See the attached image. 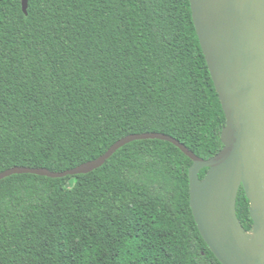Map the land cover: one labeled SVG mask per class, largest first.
I'll return each mask as SVG.
<instances>
[{
  "label": "trees",
  "instance_id": "1",
  "mask_svg": "<svg viewBox=\"0 0 264 264\" xmlns=\"http://www.w3.org/2000/svg\"><path fill=\"white\" fill-rule=\"evenodd\" d=\"M224 125L189 0H28L27 14L0 0V173L63 172L151 132L209 159ZM191 164L148 139L87 174L2 179L0 264H221L192 216ZM235 210L249 231L242 186Z\"/></svg>",
  "mask_w": 264,
  "mask_h": 264
},
{
  "label": "water",
  "instance_id": "2",
  "mask_svg": "<svg viewBox=\"0 0 264 264\" xmlns=\"http://www.w3.org/2000/svg\"><path fill=\"white\" fill-rule=\"evenodd\" d=\"M192 21L225 116L222 149L202 159L161 133L128 135L99 158L63 172L13 167L16 174L63 178L99 168L117 149L138 140L176 146L192 164L188 169L189 205L200 236L221 264H264V0H189ZM28 0H22L27 14ZM207 169L203 180L199 172ZM242 186L252 227L236 216ZM252 234V237L249 236Z\"/></svg>",
  "mask_w": 264,
  "mask_h": 264
},
{
  "label": "rangeland",
  "instance_id": "3",
  "mask_svg": "<svg viewBox=\"0 0 264 264\" xmlns=\"http://www.w3.org/2000/svg\"><path fill=\"white\" fill-rule=\"evenodd\" d=\"M249 236H250V237H252V234H251V233H249Z\"/></svg>",
  "mask_w": 264,
  "mask_h": 264
}]
</instances>
